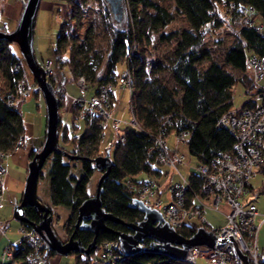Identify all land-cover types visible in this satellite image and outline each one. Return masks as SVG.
Masks as SVG:
<instances>
[{
    "label": "trees",
    "instance_id": "1",
    "mask_svg": "<svg viewBox=\"0 0 264 264\" xmlns=\"http://www.w3.org/2000/svg\"><path fill=\"white\" fill-rule=\"evenodd\" d=\"M62 1L71 11L66 23L61 25L53 50L57 69L68 68L75 81L84 76L93 92L101 84L117 83L125 74L117 72L118 65L126 66L132 76L130 113L139 129H126L125 143L116 141L113 153L110 147L101 152L104 129L99 115L89 117L85 121L84 133L78 135L79 128L74 132L68 126L61 129L60 114L59 147L71 155H80L86 159L79 160L82 171L79 177L72 173L71 165V162L78 161L69 160L63 153H54L49 158L51 204L71 208L72 216L66 226L71 235L78 209L90 197L88 187L91 178L98 171L94 168L93 160L110 153L114 165L102 183V207L126 222L138 223L143 220L144 214L138 208L131 207V203L136 200L134 186L144 182V178L139 179L143 174L158 178L164 173L158 161L159 151L155 147V139L164 126L161 120L163 116H171V124L166 125L168 134L183 131L190 133L186 145L190 155L197 160L198 167L209 163L218 155L234 151L236 139L228 127L219 125V121L234 108V89L237 84L243 86L246 95H252L262 87L247 74L246 62L249 56L264 57V0H167L173 5L174 11L158 0H124L125 15L121 21L115 18L107 0H95L103 8L101 29L107 37L105 50L94 45L98 33L95 25L91 24L83 35L78 32L77 27H82L84 7L88 1ZM26 2L24 0V7ZM223 2H233L238 8L253 7L254 24H244L245 14L239 11L234 12L227 22L215 19L223 11ZM176 15L183 16L189 28L166 32ZM257 19L260 24H256ZM73 23L76 24V29L72 27ZM225 25L232 28L233 39L220 61L206 45L205 36ZM260 25L263 26V34L258 32ZM203 28L206 31L202 33ZM73 30H76V34ZM154 35H158L160 42H174L175 47L158 64L150 65L144 47L152 46ZM135 45H138V54H133ZM14 57L13 43L0 38V63ZM167 74L171 76L172 84L166 78ZM39 92L37 89L35 94ZM10 95L11 92L5 97L0 94V150L7 153L14 150L18 139L26 133L22 115L8 105L7 98ZM115 99L114 97L113 102ZM61 106L63 105L60 104V108ZM72 113L74 117L76 108L72 109ZM42 145L32 150L30 160ZM259 171L264 174V164ZM205 182L198 173L190 174L189 201L194 196L203 195ZM250 189L256 191L257 188L250 185ZM258 190L264 192V180ZM25 213L31 223H38L41 219V214L33 207H27ZM22 225L32 228L29 224ZM107 225L112 231L98 234V248L95 251L90 255L71 254L75 258V264H94L101 242L117 240L118 233L130 232L122 224L108 221ZM198 228L194 221H190L184 224L179 233L190 238ZM75 238L88 246L93 241L94 234L88 230H79ZM145 242L150 244V240ZM13 247L12 258L1 264H32L27 260V247ZM53 255L55 253L47 248V256L50 258ZM119 264L187 263L162 254L142 251L127 256Z\"/></svg>",
    "mask_w": 264,
    "mask_h": 264
},
{
    "label": "built area",
    "instance_id": "2",
    "mask_svg": "<svg viewBox=\"0 0 264 264\" xmlns=\"http://www.w3.org/2000/svg\"><path fill=\"white\" fill-rule=\"evenodd\" d=\"M223 11L215 19L221 22L229 21L234 12L239 11L245 16L243 23L253 25L254 8L237 7L233 2H223ZM259 34H263V26H258ZM206 30L203 28L202 33ZM138 45L133 48V54H138ZM53 61L48 60L43 67L47 71V79L52 83L60 104L69 100L67 88L59 76L53 70ZM246 72L255 82L264 77V57L249 56L246 62ZM13 73L19 77L16 87L7 98L8 105L22 115L24 103L38 89L36 81L30 82L24 73L21 61L14 65ZM79 96L72 99V105L77 108V114L72 119L74 126L80 127L81 121L89 117L99 115L102 118V127L105 130L107 121L112 120L113 130L117 134V142L125 143V132L120 133L122 122L115 118L116 111L113 98L119 89L127 90L131 96L132 76L127 69L115 84H101L95 91L89 89V83L84 76L75 81ZM252 105V106H250ZM161 120L164 126L155 139V147L159 151L158 161L162 167H168L179 174L180 180L174 182L168 191V199L163 200V190L158 182L153 179H145L144 182L135 185L136 199L144 205L159 211L163 221L175 231L179 232L184 224L203 218L204 223L206 208L219 211L222 204L228 206L230 212L226 214V223L219 228L203 226L217 236L213 247L207 245L194 246L187 254V264H242L241 254L248 256L250 264H263L264 253L258 251L259 226L256 222L259 217V209L256 199L260 192L251 191L250 180L257 175L264 164V87L254 94L249 95L247 101L239 108H232L225 113L219 125H224L232 132L236 139V146L232 153H224L216 156L209 163L197 168L196 173L202 176L206 182L203 187V195H197L188 200L189 177L184 178L179 167L185 163V154L173 151L168 147V132L166 125L171 124V116H163ZM131 128L139 129L137 122L132 117ZM190 136L183 131L176 134L178 144H186ZM105 134L103 135V139ZM26 145L25 136H21L14 151H18ZM12 152L0 150V209L4 206V193L6 190V176L9 171L8 158ZM250 194L251 199H245ZM22 238L16 248L23 246L29 249L28 262L32 264H51L47 256V246L43 239L33 228L24 225L20 227ZM9 246L3 253V262L8 261L14 254V247ZM143 247H148L146 242ZM47 247V248H46ZM99 254L94 264H119L127 255L122 249L119 239L103 241L99 245Z\"/></svg>",
    "mask_w": 264,
    "mask_h": 264
},
{
    "label": "rangeland",
    "instance_id": "3",
    "mask_svg": "<svg viewBox=\"0 0 264 264\" xmlns=\"http://www.w3.org/2000/svg\"><path fill=\"white\" fill-rule=\"evenodd\" d=\"M76 2L80 0H75ZM88 1L84 7V18L81 29L78 32L83 35L84 31L92 24L95 25L96 31V43L95 47L105 50L107 47V37L101 29L102 25V10L100 3L95 0ZM165 5L171 7V10H175L173 5L167 0H158ZM24 0H0V29H4L5 32H11L17 27L18 18H20V13L23 11ZM70 8L62 0H41L38 15L36 18L35 27V53L39 64L44 67L48 60L53 61L52 70L60 77L63 84L67 88V93L69 95V100L63 103L61 106L60 114L62 126L61 129L68 126L73 132L78 129L77 126L72 124L71 110L75 108L72 106V97L78 94V87L73 80L68 68H63L58 70L56 64L54 63L53 50L55 48L56 38L60 32L61 25L66 23L68 13ZM124 16L122 17V20ZM256 24H260L259 19L256 20ZM76 24L73 23L72 27L76 29ZM189 25L186 19L181 15H176L175 21L172 22L167 28L166 32L171 31H182L188 29ZM217 31H211L206 34L205 40L206 45L212 50L213 55L216 59L222 60L227 47L233 39V30L229 25H225ZM71 31V30H70ZM235 32V30H234ZM76 34V30H73ZM175 47V43H164L160 42L158 35L153 36L152 46L144 47L148 55V60L150 65H156L163 60L164 56L170 53ZM143 48V49H144ZM13 50L15 52V57L7 62L0 63V94L5 97L8 93L12 92L16 87L19 77L14 75L13 68L17 61H21L24 67V73L26 78L30 82H34V76L29 70L24 57L21 54L20 47L17 43H13ZM207 64V63H206ZM205 64V65H206ZM127 67L123 64L118 65L117 72L119 74H124ZM170 84H172V78L169 74L166 75ZM52 84V83H51ZM260 86L264 87V77L258 83ZM234 108L241 107L249 98L246 95L244 88L241 84H237L234 89ZM116 115L115 118L122 121L121 131L123 133L126 129L131 128L130 121L132 116L130 113V94L127 90L121 88L116 93V99L114 102ZM77 110V108H76ZM77 114V113H76ZM22 115L24 118V125L27 128V133L32 134L34 140L32 145H25L18 151L12 152L10 154L9 161V171L6 176V185L8 189L11 190L10 197L4 200V206L0 209V263L3 261L4 251L12 244L17 245L22 234L20 233V223L14 218V209L17 204L21 202L22 195L25 188L26 178L28 176V165L30 162V154L32 150L38 149L41 144L45 141V133L47 126L46 117V104L42 92L39 94H33L23 105ZM85 121H81L80 127L77 130L78 135H82L85 130ZM64 130V129H63ZM40 133V139L37 136ZM105 138L101 147V152H104L106 147L113 142L117 141V134L113 130L112 120L107 121V127L104 130ZM181 147H187L186 144H179ZM115 146L112 145L111 153H113ZM183 153V152H182ZM185 163L179 167L180 173L184 178H188L192 172H196L198 168L197 160L192 157L188 152H185ZM105 155V154H103ZM80 156V155H79ZM72 173L81 176V162H71ZM49 167L50 163H46L42 176L39 179L37 186V197L52 210L54 221L53 228L57 236L62 241H67L69 239V234L67 231V224L72 215V210L66 205H52L50 200V187H49ZM164 171H168L174 176L175 180H180L181 177L176 172L168 167H163ZM101 173L96 171L91 178L89 183V193L90 197L96 194V189L98 181L101 177ZM147 178L146 174H143L139 179ZM264 180V174L260 171L257 175L250 180L251 186L257 188L256 191L260 192V197L256 199V204L261 208L262 213H264V192L258 190L259 186ZM165 192V196L162 197L166 200L169 189ZM245 199H251V195L245 196ZM224 204L219 211L213 208H206L205 219L207 224L204 223L203 218L195 219L194 222L199 226H208L214 229L224 226L223 216L221 211ZM225 207V206H224ZM264 216H260L257 219V226L260 225L258 234V251L260 254L264 253V221L262 222ZM262 222V225H261ZM5 225V226H4ZM4 226V227H2ZM51 264H75L74 256L59 255L55 254L50 257Z\"/></svg>",
    "mask_w": 264,
    "mask_h": 264
},
{
    "label": "water",
    "instance_id": "4",
    "mask_svg": "<svg viewBox=\"0 0 264 264\" xmlns=\"http://www.w3.org/2000/svg\"><path fill=\"white\" fill-rule=\"evenodd\" d=\"M111 10L118 21L125 15L124 0H107ZM41 0H27L17 27L11 32L0 30V38L12 43H17L27 66L34 76L38 90L42 92L46 104L47 126L45 141L40 151L30 160L28 176L21 202L14 209V218L21 224H29L43 239L46 246L55 254L67 256L71 254L90 255L98 248L97 236L100 232H111L108 221L122 224L129 233H118V239L127 256L136 255L142 251L158 253L175 261L185 262L187 254L194 246L207 245L213 247L217 236L205 227H199L190 237H184L163 221L162 214L144 205L140 200H134L131 207L138 208L144 218L138 223H129L107 212L102 207L101 194L103 192V180L110 174L114 165L110 153L99 156L93 160L94 168L102 175L98 181L96 194L89 197L78 209L74 232L67 241H62L53 228V213L49 206L42 203L37 197V186L42 176L43 168L54 153H63L69 160L83 161L86 157L71 155L59 147L60 102L55 89L47 79V71L39 64L34 47L36 18ZM33 207L41 214L38 223L29 222L25 210ZM79 230H88L94 234L93 241L85 246L83 242L75 238ZM150 240L148 247L142 244ZM242 264H250L248 256L240 255Z\"/></svg>",
    "mask_w": 264,
    "mask_h": 264
},
{
    "label": "crops",
    "instance_id": "5",
    "mask_svg": "<svg viewBox=\"0 0 264 264\" xmlns=\"http://www.w3.org/2000/svg\"><path fill=\"white\" fill-rule=\"evenodd\" d=\"M23 9H24V6H23ZM22 12L23 11H21V13H20V18H21V15H22ZM20 18H18V21H17V25H18V22H19V20H20ZM74 80V79H73ZM75 81V80H74ZM77 96H79V93L76 95V96H73L72 97V99L73 98H75V97H77ZM73 106V105H72ZM73 113H72V110H71V117H72V119H73ZM22 117H23V115H22ZM23 121H24V118H23ZM122 122V121H121ZM24 123H25V121H24ZM25 129H26V133H25V138H26V145H32L33 144V140H34V138H33V136H32V134H29V133H27L28 131H27V128H26V126H25ZM125 132V131H124ZM37 138H39L40 139V133H39V135L37 136ZM42 145V144H41ZM40 145V146H41ZM112 145H113V142L112 143H110L107 147H112ZM106 147V148H107ZM168 147L171 149V150H173V151H178V152H183V154L185 153V152H188L189 153V148H188V146L187 147H181V145H179L178 143H177V141H176V134L175 133H171V134H169V136H168ZM190 154V153H189ZM9 162V161H8ZM162 169H163V167H162ZM163 175L161 176V177H158V178H154V177H151V176H147V178H144V179H153V180H155V181H157L158 182V184H159V186L161 187V189L163 190V193H162V197H164L165 196V192L167 191V190H165L166 188L167 189H169V187L174 183V182H176L177 180H175L174 179V176L172 175V174H170L168 171H164V169H163ZM12 192H11V190L10 189H8V186L6 185V190H5V193H4V200L6 199V198H8V197H10V194H11ZM23 196V195H22ZM168 199V195L166 196V200ZM41 201V200H40ZM42 202V201H41ZM43 203V202H42ZM257 203V202H256ZM225 206V207H224ZM223 206V209H222V211H221V215L223 216V223H224V225H225V223H226V214H228L229 212H230V209L228 208V206H226V205H224ZM257 206H258V209H259V214H260V216H264V213H262V211H261V208L259 207V205L257 204ZM72 216V215H71ZM263 219H264V217H263ZM264 220H262V222H263ZM262 222H261V225H262ZM5 226V225H4ZM4 226H2V227H4ZM1 227V226H0ZM20 227H21V223H20ZM222 227V226H221ZM0 229H2V228H0ZM259 229H260V225H259ZM3 262V261H2ZM1 262V263H2ZM0 263V264H1Z\"/></svg>",
    "mask_w": 264,
    "mask_h": 264
},
{
    "label": "bare ground",
    "instance_id": "6",
    "mask_svg": "<svg viewBox=\"0 0 264 264\" xmlns=\"http://www.w3.org/2000/svg\"><path fill=\"white\" fill-rule=\"evenodd\" d=\"M22 225V224H21Z\"/></svg>",
    "mask_w": 264,
    "mask_h": 264
}]
</instances>
